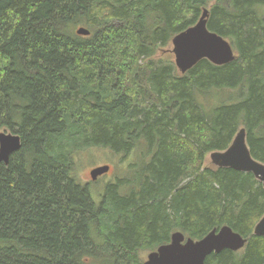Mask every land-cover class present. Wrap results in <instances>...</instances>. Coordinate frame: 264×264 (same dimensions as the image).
<instances>
[{
  "label": "trees",
  "instance_id": "trees-1",
  "mask_svg": "<svg viewBox=\"0 0 264 264\" xmlns=\"http://www.w3.org/2000/svg\"><path fill=\"white\" fill-rule=\"evenodd\" d=\"M203 9L236 59H202L181 75L154 55ZM230 90L236 103L199 100ZM7 128L20 149L0 164V264H142L140 252L175 232L198 242L223 226L246 244L204 264H264V238L253 235L264 188L204 165L240 128L264 163V0H0ZM89 148L123 161L142 149L131 177L104 185L98 203L73 175Z\"/></svg>",
  "mask_w": 264,
  "mask_h": 264
},
{
  "label": "water",
  "instance_id": "water-1",
  "mask_svg": "<svg viewBox=\"0 0 264 264\" xmlns=\"http://www.w3.org/2000/svg\"><path fill=\"white\" fill-rule=\"evenodd\" d=\"M208 11L203 9L195 25L178 33L171 39L170 53L177 71L184 75L199 61L207 60L214 66H223L236 59L230 43L207 28ZM77 36L86 37L90 33L84 27H77ZM246 142L244 128L237 130L229 147L222 152L209 154L210 163L216 169H232L251 174L264 188V163L252 158ZM20 149V138L15 134L0 132V164L7 165L9 157ZM109 172V166H99L88 174L91 181ZM253 235L264 238V215L253 228ZM246 239L223 226L211 230L201 240L194 241L182 233L175 232L168 244L161 245L149 252L142 264H204L208 255L223 250L238 252L246 244Z\"/></svg>",
  "mask_w": 264,
  "mask_h": 264
},
{
  "label": "rangeland",
  "instance_id": "rangeland-1",
  "mask_svg": "<svg viewBox=\"0 0 264 264\" xmlns=\"http://www.w3.org/2000/svg\"><path fill=\"white\" fill-rule=\"evenodd\" d=\"M171 44L166 46L163 49H159L154 58L156 59H169L173 63V55L170 53ZM167 56V57H166ZM230 90V91H212L208 96H204L200 98L201 104L205 106L207 109L217 107L221 103H225L226 105L236 103L238 101V91ZM0 132H4L7 135L14 134L12 131L7 129H1ZM142 149L135 150L132 155L128 156L127 159H122L121 155H116L112 153L110 150L104 148H89L85 149L77 153L75 156V168H74V176L78 184L84 186L89 185V192L91 195V199L94 203H98L100 200V196L104 190V185L109 183H114L117 179H125L131 177V173L129 172V166L137 162L139 160V155ZM109 166V172L101 177H99L96 181L92 182L90 180L89 172L92 169H96L99 166ZM204 165L209 167H214L209 160L208 155L204 159ZM215 168V167H214ZM149 252H140L139 259L142 262L146 260V256Z\"/></svg>",
  "mask_w": 264,
  "mask_h": 264
}]
</instances>
